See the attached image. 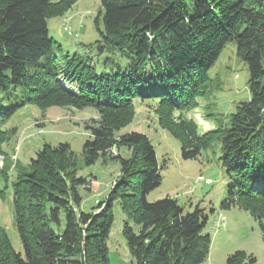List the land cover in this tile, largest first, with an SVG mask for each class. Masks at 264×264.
I'll list each match as a JSON object with an SVG mask.
<instances>
[{
  "label": "trees",
  "instance_id": "trees-1",
  "mask_svg": "<svg viewBox=\"0 0 264 264\" xmlns=\"http://www.w3.org/2000/svg\"><path fill=\"white\" fill-rule=\"evenodd\" d=\"M77 1L0 0V154L8 158L4 145L17 129L6 126L26 106L92 107L98 117L86 124L92 138L83 147L84 164L101 157L116 160L120 174L107 200H97L96 210L87 213L80 208V188L89 183L79 176L69 143L44 144L26 165L16 162L12 180L7 159L3 179L11 185L24 253L14 249L7 228L0 226V264H110L115 200L127 213L122 234L132 264H201L208 257L204 209L185 212L170 196L149 202L166 163L160 164L148 136L118 135L134 120L138 98L156 102L159 122L181 141L184 159L220 151L231 179L222 208L250 211L264 245V0H101L99 48L129 60L102 75L91 59L64 53L49 33L48 20L65 15ZM231 41L248 66L251 99L216 131L200 134L188 113L210 96L209 71ZM115 147L128 148L130 157L110 154ZM247 260L256 261L237 251L227 264Z\"/></svg>",
  "mask_w": 264,
  "mask_h": 264
},
{
  "label": "rangeland",
  "instance_id": "rangeland-1",
  "mask_svg": "<svg viewBox=\"0 0 264 264\" xmlns=\"http://www.w3.org/2000/svg\"><path fill=\"white\" fill-rule=\"evenodd\" d=\"M102 15L101 0H78L65 15L48 20L49 33L62 45L63 52L91 59L98 75L116 72L118 65L123 67L129 62L118 51L99 48L101 36L96 20L99 18L102 25ZM58 57L61 65H64L63 54ZM209 78L210 96L200 98L198 108L188 113V118L197 121L200 134L216 131L218 124L229 121L241 102L251 99L250 72L248 66L238 58L235 42L231 41L226 45L209 71ZM135 107L134 120L122 128L118 135L139 132L148 136L160 164L166 163L161 171V185L148 194L147 200L155 202L170 196L177 199L185 212H192L197 206L204 209L208 221L203 233L211 236V245L208 257L201 264H227L228 256L237 251H244L248 257L256 259L252 263L247 260V264H264V245L258 221L250 211L239 206L226 210L222 208L231 179L226 173L227 168L220 161V151L213 153L212 150H206L201 152L198 159H184L181 141L159 122L156 102L138 98L135 100ZM97 117L98 113L92 107L76 109L53 106L41 110L28 105L17 112L6 126L16 127V133L4 145L7 159H10L11 180L15 178L13 165L16 162L24 165L29 163L44 144L69 143L78 158V174L89 183L87 188H80L83 199L80 208L87 213L94 212L95 202L107 200L121 170L119 161L104 162L102 157L94 165L84 164L83 147L92 138L86 124H92L90 119ZM110 154L129 158L131 151L126 147H115ZM7 159L0 154V226L7 228L14 249L23 254V244L13 215L11 185L6 187L3 179L2 170ZM200 177L203 179L200 180ZM206 179L212 182L207 184ZM113 204L115 220L108 241L110 264H132L133 258L122 234L127 213L119 200H115ZM132 225L135 230H139L134 223Z\"/></svg>",
  "mask_w": 264,
  "mask_h": 264
},
{
  "label": "built area",
  "instance_id": "built-area-1",
  "mask_svg": "<svg viewBox=\"0 0 264 264\" xmlns=\"http://www.w3.org/2000/svg\"><path fill=\"white\" fill-rule=\"evenodd\" d=\"M206 182H209L210 183L211 181L210 180L209 181L207 180Z\"/></svg>",
  "mask_w": 264,
  "mask_h": 264
}]
</instances>
